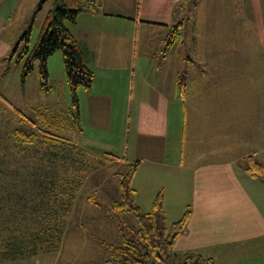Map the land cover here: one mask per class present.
I'll list each match as a JSON object with an SVG mask.
<instances>
[{"label":"crops","instance_id":"1","mask_svg":"<svg viewBox=\"0 0 264 264\" xmlns=\"http://www.w3.org/2000/svg\"><path fill=\"white\" fill-rule=\"evenodd\" d=\"M30 1L33 9L38 0ZM99 1L97 10H84L73 23L67 24L86 66L94 75L88 90L77 91L78 120L74 117L69 89L65 88V71L62 75L58 72L63 92L56 93L57 80L50 76L49 60L48 89H41L40 84L36 88L43 104L33 108L34 118L48 125L37 116L38 110L45 111L49 127H62L68 112L74 126L72 133L83 139L77 150L91 159L104 160L107 168L111 162L128 167L139 161L131 186L134 200L142 210L150 212L160 192L167 222L179 220L188 207L189 219L173 245L176 257L189 253L212 259L213 264H264V182L246 173L252 161L264 165V55H260L262 64L256 67L257 72L245 71L230 78V82L228 77L220 76L222 68L215 62L210 67L211 61L205 60L206 65L198 67L192 59L215 57L216 53L207 57L198 50L194 56L188 51H175L179 38L165 50L174 13L159 8L156 0L145 1L147 8L154 11L144 19L138 14L140 0ZM176 1L172 0L171 4ZM169 7L174 10L173 6ZM126 11L130 12L126 14ZM231 11L228 18H232ZM197 16L196 13L193 27L198 25ZM231 18L230 22L237 27L238 21ZM192 31L191 38L197 45L201 32ZM139 38L143 50L137 56ZM154 42L159 44L150 52L148 48ZM240 55L234 52L226 56L235 60ZM175 60L181 65L179 68L174 66ZM143 61L153 65L148 73L141 67ZM27 78L24 82L21 80L25 87ZM69 98L70 109L66 112L63 109L68 107ZM12 112L16 125L39 129L32 127V121L22 120ZM114 130L117 136L112 133ZM99 131L106 134L99 138L94 135ZM115 136L121 139L122 154L113 160L109 154L96 150L95 143L99 144L100 139L105 148H114ZM42 138L51 147L57 142ZM94 154L99 155L95 158ZM115 175L117 172L112 174L114 178ZM40 177L30 172L24 183L26 192L50 196L41 191L44 183L36 186L35 181H41ZM102 183L95 188L103 193ZM57 202L49 206L51 212L46 213L45 207L32 212L42 210L45 216L54 212V227L42 216L45 225L42 229L39 225L37 233L60 235L58 246L53 247L56 249L53 253L60 256L62 235L71 232L64 223L66 212L70 218H77L76 223L71 220L69 224L71 233L92 235L102 222L97 220V209L74 213L69 212L70 201L65 202V207L62 201ZM88 203L101 206L90 196ZM108 205L106 212L117 217ZM36 240L37 237L33 238V242ZM33 258L36 256H5L0 257V264H13L20 262L19 259L26 264V260Z\"/></svg>","mask_w":264,"mask_h":264},{"label":"rangeland","instance_id":"2","mask_svg":"<svg viewBox=\"0 0 264 264\" xmlns=\"http://www.w3.org/2000/svg\"><path fill=\"white\" fill-rule=\"evenodd\" d=\"M38 1L33 9H30V0H0V95L6 100L5 102L0 96V257H11L13 256L12 251L16 249L18 250L17 256L28 257V251L33 247V238L40 235L37 231L40 227L41 229L44 227L45 221L50 227H54L52 218L54 212L45 216L42 210L36 213L32 211L45 207L46 213L51 212L49 206L52 207L53 203L57 204V201H62L65 207V202L70 201L69 212L72 210L74 213H83L86 209H97L95 210L98 211L95 213L99 216L97 220L102 222L100 228H95L92 235L71 233L72 229L69 224L72 221L76 223L77 218L74 216L70 218L66 212L63 219L66 230H71V232L62 235L64 243L60 256L53 252L40 253L36 255V258L26 260V264H120L121 256L117 253L115 255L107 246L121 247L123 245L121 238H130L132 236L130 230L138 224L135 217L128 212L117 215V217L110 216L111 213L106 212L105 206L119 199L120 191L112 174L125 173L127 167L111 162L107 168L102 162L104 160L91 159L77 150V146L81 145L83 139L77 133H72L74 126L67 112L70 109V98L67 102L68 107L64 109L61 107L67 112V121L62 127L53 126L51 128L50 123L45 125L34 118L33 108H40L43 104L40 103L41 98L36 94V88L39 86L38 63H35L33 71L27 76L26 87L21 82L23 61L17 63L21 47L15 55L12 50L21 35L28 30H31L30 49H32L47 18L55 10L53 0L44 1L40 7L37 6ZM145 1L147 0H143L142 3L140 0L138 13L140 17L143 16V19L154 11L151 7L147 8ZM156 1V4H160L159 8H167V13L173 11V27L182 23L179 26V40L175 43V51L180 53L188 51L191 56H194L198 50L199 53H205L207 57H210L211 53L212 56L216 53L215 57L206 59L194 57L192 59L198 67L206 65L205 60L211 61L210 67L215 62L222 68L220 76L228 77V80L237 74L246 73L245 71L257 72L256 67L259 63L262 64L260 55H264V0H200V2L199 0H177L175 4H171L172 0ZM169 6H173L174 10H171ZM30 11L32 13L29 16ZM230 11L231 20L238 21L237 27L228 18ZM126 12L128 14L130 11ZM196 13L198 25L193 27L192 23ZM193 29L194 32H196L195 29L201 32L197 45H194L191 38ZM158 44L154 42L148 50L150 52L156 50ZM142 50L143 46L139 38L136 47L137 56H140ZM234 52L241 53L240 57L234 60L226 56ZM48 60L50 76L57 80L56 93L63 92L58 81V72L62 75L64 69L61 52H54ZM177 62L175 60L174 66L179 68L181 65ZM141 67L146 70V72L143 71L144 73H148V69L153 65L143 61ZM24 87L30 94H27ZM67 87L65 82V88L68 91ZM7 103L19 110L26 119L32 121V127L35 126L45 133L34 128L26 129L16 125L12 119L13 112ZM15 129H20L26 134L33 133L34 141L29 144L15 139L12 134ZM115 131L112 132L114 135H116ZM131 131L132 128H130ZM48 133L56 137V148L42 141V135H48ZM101 134L106 133L94 132V135L99 138ZM116 136L113 139L115 140L114 148L111 146L109 149L105 148L97 138L99 144L95 143L98 145L95 149L109 154L110 159L116 160L122 154L121 139ZM97 155L99 154L90 156L97 158ZM28 161L29 164H25ZM38 165L40 168H37ZM31 171L41 175V181H35L36 186L38 187L37 183L39 185L44 183L45 186L41 187V191L50 196L26 192L27 188L24 183ZM101 182L104 184L103 193L95 188ZM59 192L61 194L57 195ZM22 194L24 195L20 196ZM89 196L101 206H90ZM142 211L148 212L145 209ZM42 216L45 217V221ZM167 223L170 225L172 222L169 220ZM86 228L93 231L91 228ZM47 236L49 237L48 234ZM55 257H57L56 262ZM18 261L20 262L13 264H22V260Z\"/></svg>","mask_w":264,"mask_h":264},{"label":"trees","instance_id":"3","mask_svg":"<svg viewBox=\"0 0 264 264\" xmlns=\"http://www.w3.org/2000/svg\"><path fill=\"white\" fill-rule=\"evenodd\" d=\"M53 1L55 2V10L52 14L50 13L47 21L43 25L35 46L30 49L31 30H28L21 35L12 52L15 55L21 47L17 63L23 61L21 69L22 82L33 71L35 63H38L39 84L43 90L48 89V59L54 52H61L74 117L78 120L77 91L79 88L88 90L92 85L94 75L86 66L84 57L67 24L73 23L77 16L84 10H97L100 1ZM179 26H181V23L175 25L166 37L165 50L178 40ZM7 104L22 120H26L19 110L12 107L9 103ZM47 114L45 111H37L38 119H42L46 123H48ZM37 131L45 133L41 129ZM12 134L15 139L23 143L31 144L34 141L35 135L33 133L26 134L20 129H15ZM42 136L44 138L53 137V140L56 139L54 135L49 133L48 135ZM56 146V144H53L54 148ZM138 166L139 161H136L127 167L125 173H117L115 175L118 181L120 196L118 200L108 205L109 210L115 215H121L125 212L132 214L138 224L137 227L130 230L132 235L130 238L123 237V245L121 247L107 246L115 255L117 253L121 256V260H119L120 264H213L212 259L203 258L200 255L184 253L176 257L177 255L173 252V245L187 224L190 210L187 207L179 220L173 222L171 225H167L163 207V193L160 192L155 197L150 212L144 213L134 200V191L131 186L132 178ZM246 173L249 177L264 182V165L252 161L246 168ZM59 238L60 235L54 233L46 232L38 235V241L33 242V247L28 251V256H36L40 253L55 251L56 249H53V247L59 243ZM12 253L13 256H17L18 250L16 249Z\"/></svg>","mask_w":264,"mask_h":264},{"label":"water","instance_id":"4","mask_svg":"<svg viewBox=\"0 0 264 264\" xmlns=\"http://www.w3.org/2000/svg\"><path fill=\"white\" fill-rule=\"evenodd\" d=\"M44 1L46 0H39L37 6L40 7L44 3Z\"/></svg>","mask_w":264,"mask_h":264}]
</instances>
